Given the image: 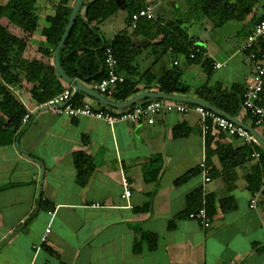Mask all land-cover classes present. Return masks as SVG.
Segmentation results:
<instances>
[{
	"label": "crops",
	"instance_id": "obj_1",
	"mask_svg": "<svg viewBox=\"0 0 264 264\" xmlns=\"http://www.w3.org/2000/svg\"><path fill=\"white\" fill-rule=\"evenodd\" d=\"M252 1L248 13L220 26L198 17L189 9V0H163L154 7L153 17L182 18L194 43L201 47V59L189 63L179 54H158L136 36L135 42L144 46L135 60L139 70L150 67L156 76L176 60L175 66L182 69L181 81L190 87L185 93H161L153 82L139 81L133 103L124 105L126 101L116 102L110 94L97 92L80 79L61 83L71 96L76 94L79 103L111 111L147 99L194 104L203 101L194 93L203 84H219L225 90L243 85L250 64L239 48L253 24L264 16V0ZM37 16L31 35L10 25L20 31L15 35L25 37L23 57L51 63L53 57L40 49L44 46L41 28L45 14ZM205 58L212 65H224L211 66L207 73L202 65ZM33 85L37 81L23 79L18 89L29 107L34 103L29 93ZM232 117L252 127L257 139L254 146L264 149V124L253 127L243 108ZM177 125L187 129L182 137L172 135ZM210 136L212 171L210 180L204 182L198 167L206 157L205 136L193 111L161 113L153 124L112 125L87 116L68 118L47 111L33 114L9 142L0 143V264H264V177L255 191V207L249 206L252 192L246 178L259 157L249 155L231 166L234 161L225 157L226 152L241 146L242 141L215 132ZM76 152L85 154L93 164L85 183L77 176ZM193 170L189 179L174 184ZM123 178L130 182L128 197L121 196ZM199 187L203 195L210 193L215 198L216 214L204 224L186 213L194 211L191 208L196 203V198L188 203L187 196ZM137 227L156 236L152 249L148 239H142L140 251H132Z\"/></svg>",
	"mask_w": 264,
	"mask_h": 264
},
{
	"label": "trees",
	"instance_id": "obj_2",
	"mask_svg": "<svg viewBox=\"0 0 264 264\" xmlns=\"http://www.w3.org/2000/svg\"><path fill=\"white\" fill-rule=\"evenodd\" d=\"M189 1V9L196 12L198 17L209 19L213 26H220L232 18H241L248 13L253 5L252 0H237L239 2L237 4L230 3L229 0ZM74 2L75 0H47L49 7L45 8L47 11V13L44 12L45 16L43 18L45 25L41 28L44 46L40 49L43 54L51 59L55 46L70 17ZM35 3L36 0H4V2H0V143L9 142L13 133L22 126L21 118L26 112V108L20 100L19 93L17 92V94L15 90L18 91L19 84L23 79L32 82L37 81V85H33L29 90L30 98L34 102L48 99L64 89L61 83L63 79L58 75L53 61L45 63L34 58L23 57L21 53L25 49V37H18L10 32L5 24L1 23V19L4 18L7 23L19 28L27 35H31L37 27L38 20ZM144 3V0H90L87 2L82 0L70 30L59 48L57 60L59 68L72 79H80L85 83L98 81L107 73L103 62L104 50L107 45H110L116 59L115 70L124 78L123 81L116 83L111 89L110 95L114 101H130L133 103L131 99H133L139 81L145 84L153 82L157 91L161 93H185L189 91L190 87L181 81L182 69L180 66L173 65L170 69L163 68L157 76L150 71V67L139 70L135 58L144 45L141 46L135 42L136 36L147 41L145 45H152L150 50L158 52V54L166 52L179 54L189 63L199 62L201 59V53H195L193 57H189L193 46L201 47L199 44L194 43V38L189 35L182 18L162 20L159 17H141L137 20L136 27L130 29L129 18L131 13L141 8ZM83 5L85 7L82 11ZM120 7L125 10L126 25L116 32L112 38L107 39L100 30V24ZM159 35L161 37L158 42L151 44L150 41ZM202 65L207 73H210L212 66L210 60L203 59ZM243 89V85L239 84L232 85L228 90L220 89L219 84L212 87L203 84L197 87L194 93L207 104L234 116L239 108H242ZM71 99L75 103L80 102L76 94ZM153 100L156 99H147L138 104ZM258 102L264 105V86H262ZM252 126L254 127V124ZM185 129L181 125L173 127V137H182L187 132V129ZM204 136L206 147L204 162L211 174L209 143L212 137L210 133ZM223 145L230 147L225 143ZM253 150H258L259 159L251 172L246 175V178L251 192L255 193L261 184V178L264 177V149L256 148L254 144L242 142L241 146L235 149L230 148L225 157L228 156L233 159L234 162L231 163V166H235L249 157ZM74 163L80 182L85 183L93 169L91 159L81 152H76L74 153ZM86 167L87 170L85 171ZM200 170V167H198L199 172ZM194 172V170L187 171L175 179L174 184L186 181ZM150 177L153 178L154 174ZM200 192V187L190 192L187 201L190 203L191 200L196 198L195 207L191 209L196 211L198 208L203 207L209 221L216 214L215 198L210 193L203 195ZM40 200L43 201L44 199ZM223 208L225 207L223 206ZM189 211L190 209L186 212L187 216L190 212H193ZM134 232L133 252L140 251L142 239H148L149 249L155 246L156 236L154 234L145 233L140 227L135 228Z\"/></svg>",
	"mask_w": 264,
	"mask_h": 264
},
{
	"label": "built area",
	"instance_id": "obj_3",
	"mask_svg": "<svg viewBox=\"0 0 264 264\" xmlns=\"http://www.w3.org/2000/svg\"><path fill=\"white\" fill-rule=\"evenodd\" d=\"M162 1L163 0L145 1L141 8L131 13L129 28L134 29L137 20L141 17L152 18L154 16V7ZM239 50L244 53L250 64V70L244 75L241 106L244 111L248 113L247 115L251 118L254 125H261L264 124V105L260 104L258 101L262 86H264V16L260 17L253 24L252 29L246 34L241 43ZM195 53H202L201 48L193 46L189 57H193ZM103 62L107 71L106 75L98 81L90 82L89 86L97 92L109 95L111 94L112 87L124 79L123 76L115 70L116 59L110 45L105 47ZM173 64L176 65L177 61H173ZM222 65H224V63L214 62L212 67L216 68ZM15 92L17 93L18 91L15 90ZM71 97V92L68 87L48 99L34 102L31 107L20 97V100L26 108V112L21 118L22 126L33 114L39 111H47L51 114L68 118L87 116L101 120L108 125L118 122L153 124L156 116L161 113L175 112L183 114L193 111L197 115L200 131L203 135L215 132L227 137L240 139L246 144H254L257 142L254 134L242 124L200 103L186 104L180 101L156 99L144 104H134L119 111H111L94 108L87 102L75 103ZM251 156L258 158L259 153L253 151L251 152ZM199 167L201 169L200 173L203 176V181H209V168L206 166L204 160L199 163ZM122 186L123 190L121 196L128 197L131 193L129 180L123 178ZM256 196L257 193H252L249 199L250 207H255ZM47 212L50 214L51 210ZM188 217L197 220L201 224L208 221L203 207L190 212ZM48 231L49 229L47 228L46 232ZM41 240L45 241L46 237L42 236Z\"/></svg>",
	"mask_w": 264,
	"mask_h": 264
},
{
	"label": "rangeland",
	"instance_id": "obj_4",
	"mask_svg": "<svg viewBox=\"0 0 264 264\" xmlns=\"http://www.w3.org/2000/svg\"><path fill=\"white\" fill-rule=\"evenodd\" d=\"M84 1H86V0H84ZM0 2H4V0H0ZM46 7H49L48 3H47V0H37L36 1L35 11L37 13H39V14H44V12L46 11V9H45ZM49 11H51V10H49ZM46 13H47V11H46ZM40 19H42V18H40ZM43 21H44V19H43ZM1 23L7 25V28H8L9 31H11L13 33L14 32L15 33L19 32L20 33V31H18V29H16L15 27L11 26L10 24H8L6 19L2 18L1 19ZM125 25H126V22H125V10H124L123 7H120L114 14H112L111 16L106 18L104 21H102V23L100 24V30L104 34V36L110 37L114 33L118 32L119 30L124 28ZM141 56L144 59L145 53L143 55H141Z\"/></svg>",
	"mask_w": 264,
	"mask_h": 264
},
{
	"label": "water",
	"instance_id": "obj_5",
	"mask_svg": "<svg viewBox=\"0 0 264 264\" xmlns=\"http://www.w3.org/2000/svg\"><path fill=\"white\" fill-rule=\"evenodd\" d=\"M81 1H82V0H75V2H74V6H73V8H72V12H71V14H70V17L68 18V21H67V23H66V25H65V27H64V29H63V32H62V34H61V36H60V39H59V41L57 42V44H56V46H55V49H54V52H53V63H54V66H55V68H56V71H57L58 75L60 76L61 79H63V80L66 81V82H69V83H71L73 79L70 78V77H68V76H67V75H66V74H65V73L59 68V66H58V62H57V60H58V51H59V48H60V46H61L63 40L65 39V37H66V35H67V33H68V31L70 30L71 24H72V22H73V20H74L75 14H76V12H77V10H78V8H79V4L81 3ZM128 103H129V101H126V102H124L123 104L126 105V104H128ZM197 103H200V104H202V105H205V106H207V107H209V108L215 110V111L218 112L219 114H221V115H223V116H225V117H228V118L232 119L233 121H235V122H237V123L242 124L244 127H246L249 131H251V132L254 134V132H253V130H252V127L247 126V125L241 123L240 121H238L236 118L232 117L231 115L226 114L225 112H223V111L217 109L216 107L211 106V105H209V104H207V103H205V102H203V101H197ZM111 105H112V106H121L122 104H121V103H119V104H118V103H117V104H116V103H111ZM254 136H256V135L254 134ZM257 137H258V136H257Z\"/></svg>",
	"mask_w": 264,
	"mask_h": 264
}]
</instances>
